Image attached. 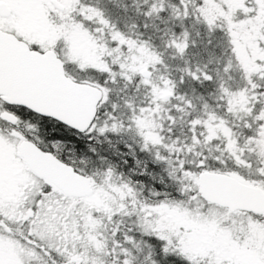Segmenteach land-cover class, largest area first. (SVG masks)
<instances>
[{
	"label": "snow or ice",
	"instance_id": "obj_1",
	"mask_svg": "<svg viewBox=\"0 0 264 264\" xmlns=\"http://www.w3.org/2000/svg\"><path fill=\"white\" fill-rule=\"evenodd\" d=\"M0 264H264V0H0Z\"/></svg>",
	"mask_w": 264,
	"mask_h": 264
}]
</instances>
